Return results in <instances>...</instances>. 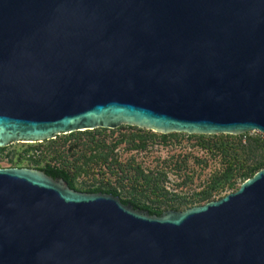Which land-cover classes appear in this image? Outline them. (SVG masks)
<instances>
[{
	"label": "water",
	"instance_id": "95a60500",
	"mask_svg": "<svg viewBox=\"0 0 264 264\" xmlns=\"http://www.w3.org/2000/svg\"><path fill=\"white\" fill-rule=\"evenodd\" d=\"M121 126L264 134V0H0V149ZM0 264H264V169L156 215L0 168Z\"/></svg>",
	"mask_w": 264,
	"mask_h": 264
},
{
	"label": "rangeland",
	"instance_id": "374dc122",
	"mask_svg": "<svg viewBox=\"0 0 264 264\" xmlns=\"http://www.w3.org/2000/svg\"><path fill=\"white\" fill-rule=\"evenodd\" d=\"M96 130L91 131V135L76 132L75 137L61 135L41 143H13L0 149V168L40 169L50 166L68 170L78 191L112 189L119 193L120 199H135L163 212L183 211L192 203L193 206L205 204L201 196L215 177L225 180L228 165L199 146L200 135H164L132 126ZM238 136L257 148L254 157L239 158L234 170L244 169L252 161L264 162V134L256 131ZM140 140L146 141L145 150L133 146L134 141L138 144ZM146 174H152L153 178L162 177L158 181L168 195L140 187L142 175ZM137 175L140 177L136 182Z\"/></svg>",
	"mask_w": 264,
	"mask_h": 264
},
{
	"label": "trees",
	"instance_id": "16d2710c",
	"mask_svg": "<svg viewBox=\"0 0 264 264\" xmlns=\"http://www.w3.org/2000/svg\"><path fill=\"white\" fill-rule=\"evenodd\" d=\"M100 130L106 131L105 129H100ZM100 130H96V131H100ZM83 133L87 135L92 134L91 131L78 132L77 134L82 135ZM68 136L75 137L76 132L69 134ZM188 137L193 138V136H188ZM198 138L200 139L199 146L202 149L206 150V152L208 154H211V156L213 157H220L221 161L224 164L228 165V169H226V171L224 172L225 180L222 181V178L215 177L209 189L202 194L201 199L204 203L213 201L215 199H221L224 196H226L229 192L237 191L240 185L245 180L251 178L259 170L264 169V162L261 160H257L256 162L252 161L248 163L244 169L234 170L233 167L236 168V166H234L235 162L239 158L244 156H247L248 158L254 157L257 148L253 146L251 143L244 142L240 136L221 134V135H213L210 137L205 135H200ZM205 138H207L208 140H205ZM133 146L138 150L139 149L145 150L147 147V143L144 140H140L138 144L134 141ZM40 170L44 171L46 174L54 178L64 179L72 189L77 190L74 184V179L72 175L68 172V170H62L50 166L40 168ZM159 174H161V176L164 175V173H159ZM150 175L152 174L142 175L143 183L142 185H140V187L145 189H154L156 191L163 192L161 194L168 195V192L165 191L164 186L161 183L159 184L158 180H161L162 177L153 178ZM139 177L140 175L136 176L135 178L136 182L137 180H139ZM163 181L164 179L162 180V182ZM161 185L163 186V188L161 187ZM83 192H88V193L101 192V193H108L120 197L119 193L116 190H112V189L102 190L99 188H94ZM121 201L125 204L132 205L136 209L148 211L150 214L161 215V213L163 212V211L155 210L150 206H146L145 204H142L141 202H138L135 199L128 200L121 198ZM192 206L193 203L188 207H192ZM188 207H186L185 209H187Z\"/></svg>",
	"mask_w": 264,
	"mask_h": 264
}]
</instances>
